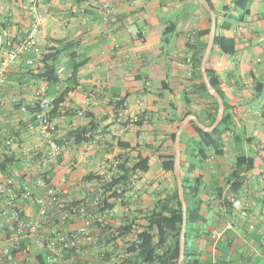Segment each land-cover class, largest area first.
Returning a JSON list of instances; mask_svg holds the SVG:
<instances>
[{"label":"crops","instance_id":"1","mask_svg":"<svg viewBox=\"0 0 264 264\" xmlns=\"http://www.w3.org/2000/svg\"><path fill=\"white\" fill-rule=\"evenodd\" d=\"M113 1L114 13L106 18L99 0H38L37 9L45 14L38 35L40 47L44 55H55L58 71L64 68L59 82L48 84L50 95L63 93L51 115L53 139L61 147L58 155H51L39 129L29 126L37 102L33 89L43 81L28 59L40 57L32 51L23 54L7 83L0 85V97L7 99L0 103V131L15 137L11 146H0V158L4 154L14 158L5 176L27 180L37 193H44V187L37 184L42 178L66 201L87 200L95 195L112 159L123 157L128 168L141 158L148 160V169L137 172L139 197L109 199L114 214L104 231V243L96 245L86 239L80 251L67 252L49 264L124 261L108 251L112 242L121 245L132 236L120 235L119 227L132 221L140 228L158 200L175 188L174 174L167 167L175 154L172 134L188 111L208 125L213 110L211 100L197 90L199 80L188 63L192 52L189 38L194 43L208 40L195 33L211 24L198 2ZM210 1L219 22L236 13L234 0ZM1 20L13 23L18 38L25 37L34 20L29 0H0V28ZM172 24L175 28H170ZM167 27L174 31L166 33ZM219 32L236 41L234 54L213 47L208 60L230 115L222 135L223 152L216 154L211 147L201 151L198 133L190 122L194 119L186 124L181 137L182 174L193 166L191 176L204 185L202 221L194 227L191 250L204 264H264V0H252L245 20H234L231 28ZM84 107L88 112L80 116L78 110ZM139 111L148 115L147 123L124 121ZM38 145L43 151L29 166L28 158L37 153ZM236 172L244 179L237 193L230 189ZM117 188L121 193L125 185ZM234 197H241L244 206L234 207ZM22 205L27 218L37 216V204L22 200ZM81 222L80 217H73L60 223L53 207L41 229L69 231ZM24 240L33 256L45 258L43 245Z\"/></svg>","mask_w":264,"mask_h":264},{"label":"built area","instance_id":"2","mask_svg":"<svg viewBox=\"0 0 264 264\" xmlns=\"http://www.w3.org/2000/svg\"><path fill=\"white\" fill-rule=\"evenodd\" d=\"M30 9L33 13L34 20L31 30L25 37L15 35L14 25L11 22H3L0 28V85L7 83L9 73L12 68L16 67L23 54L28 51L36 53L40 59H28V64L35 67L37 73H42L44 54L39 44V31L42 22L45 20V14L37 9L38 0H29ZM100 10L109 18L115 10L113 0H99ZM115 41V36L112 35ZM188 63L192 65V53L188 58ZM63 67L58 74L63 71ZM43 83L35 86L34 96L39 109L34 113V120L29 124L31 128L37 127L45 142L51 147V155H58L61 147L53 139L54 125L50 114L53 108L54 96L48 93V83L40 78ZM7 99L0 97V103L5 104ZM142 105V103H140ZM88 108L84 107L78 110L80 116H84ZM148 115L139 111L133 115L125 117L124 121L133 123H147ZM15 142V137L0 131V146L9 147ZM29 156L28 165L33 162V158L40 152ZM74 164V163H72ZM124 164L123 157L112 159L106 172L102 175L97 184L95 195L87 200L79 202H70L62 199L58 190L48 185L42 178H38L37 184L44 187V193L36 192L35 187L27 180H20L14 176L7 175L0 180V264H40L33 256L28 247L22 245L24 238L36 245H43L47 251L45 259L47 262H56L61 260L63 255L71 251H80L84 240L92 241L99 245L104 243V231L107 228L108 220L113 216L112 208L106 207V199L116 190L117 185H111L114 177L123 173L121 165ZM66 179H63L65 181ZM138 176L134 174L130 177L126 190L123 193V199L126 196L137 199ZM22 200L32 201L37 204L39 211L36 217L27 218L25 216ZM234 207H243L244 203L241 197L232 199ZM56 207L58 210V219L60 223H65L73 217H80L81 224L74 230H61L44 232L41 229L42 220L46 217L49 208ZM250 228H254L251 224ZM118 237V234L116 235ZM116 239V238H115ZM127 239L121 245L118 242H112L108 248L109 253L118 258L126 259L130 252L128 251L130 241ZM91 264V263H89Z\"/></svg>","mask_w":264,"mask_h":264},{"label":"trees","instance_id":"3","mask_svg":"<svg viewBox=\"0 0 264 264\" xmlns=\"http://www.w3.org/2000/svg\"><path fill=\"white\" fill-rule=\"evenodd\" d=\"M195 1L198 2L197 0ZM211 5L213 7L212 3ZM251 5L252 0H234L232 8L236 13H231L228 18L222 22H219V15L217 10L213 7L217 15V29L214 48H219L220 52L224 54L231 55L236 52V41L232 37L220 33L219 29L227 30L231 28L232 22L234 20H245V18L251 12ZM202 8L207 13L209 22H211L210 13L204 7ZM170 28H175V24H172ZM173 31L174 29L170 30L169 27L166 28V33ZM209 31L210 27L205 30L197 31L195 35L198 38L201 36L207 37ZM187 45L190 51H192V67L194 70V78L199 80V82L196 84V88L202 97L211 100V106L213 110L208 115L209 126L214 122L217 115L218 102L216 98L208 92L201 74V58L207 45V40H199L197 43H194L193 39L189 38ZM42 62V73L39 72L37 75L40 78H43L49 85L57 84L60 80V77L58 74L57 60H55V55H44ZM207 72L211 83L224 98L225 94L220 87L218 76L215 70L210 67L209 61L207 64ZM62 96L63 93L59 97L55 96L53 108L50 111L51 115L54 112L55 106L60 102ZM226 106L227 103H225V113L221 122L216 126L215 129L211 131H204L197 125L195 120L190 121L198 133L199 143L202 145V152L205 151L204 149L206 147L213 148L216 154H221L223 152L222 135L228 129L230 116L227 112ZM38 109V105L35 104L32 112L35 113ZM187 113L190 114L191 111H188ZM175 136L176 132L172 134L173 142L175 141ZM13 161V156L8 154H4V156L0 158V180L2 176L6 175L9 165L12 164ZM173 165L174 160H171V162L167 165L168 169L172 172ZM121 168L123 173L114 177L111 181V185L119 186L123 184L125 185L126 190V185L128 184L132 175L137 174L139 171H146L148 169V160L141 158L133 168H128L125 166V164H122ZM192 170L193 166L188 169L186 173L182 174L184 181V194L187 203L185 259L183 264H204L197 257L195 251L191 250V241L193 238L194 227L197 225V223L202 221L201 207L203 200L201 198V191L204 187L203 183L200 181V178H194L191 176ZM235 175L236 179L231 183L230 189L231 191L237 193L242 188L244 179L237 172ZM174 178L176 181L175 175ZM125 190L121 193H118V188H116V190L113 191L108 199H106V207L112 208L113 205L109 199L112 197H121ZM144 218L146 222L144 225H141L140 228L134 227L135 225L133 226L132 221L127 222L119 227L120 235H132L131 238H133L132 241H130L128 248L130 254L120 264H140L142 261H146L149 264H178L179 242L183 224V206L178 194L177 181L173 192L167 194L163 198H160L155 207ZM25 244L26 241L23 240L22 245L25 246ZM40 264L49 263L44 258L40 260Z\"/></svg>","mask_w":264,"mask_h":264},{"label":"water","instance_id":"4","mask_svg":"<svg viewBox=\"0 0 264 264\" xmlns=\"http://www.w3.org/2000/svg\"><path fill=\"white\" fill-rule=\"evenodd\" d=\"M198 3L204 7L209 13L211 17V24H210V31L208 34L207 45L203 52L201 58V74L203 77V81L206 85L208 92L213 95L217 102H218V112L215 117L214 122L211 125L203 124L196 116L189 114L187 115L179 124L178 130L175 136V154H174V165H173V172L176 177L177 181V188L180 201L182 202L183 206V224H182V231L180 236L179 242V259L178 264H183L185 259V238H186V227H187V203L184 194V181L182 177V159H181V137L186 124L191 120L194 119L197 125L202 128L204 131H211L216 128V126L221 122L224 113H225V102L222 95L219 91L214 87L211 83L210 78L207 72V64L210 57V54L213 50L215 44V37H216V29H217V15L214 11L211 3L209 0H197Z\"/></svg>","mask_w":264,"mask_h":264}]
</instances>
